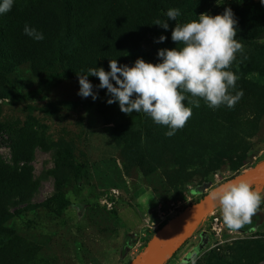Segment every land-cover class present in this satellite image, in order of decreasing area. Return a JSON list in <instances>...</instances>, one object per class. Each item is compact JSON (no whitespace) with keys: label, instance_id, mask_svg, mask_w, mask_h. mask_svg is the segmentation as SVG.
<instances>
[{"label":"rangeland","instance_id":"rangeland-1","mask_svg":"<svg viewBox=\"0 0 264 264\" xmlns=\"http://www.w3.org/2000/svg\"><path fill=\"white\" fill-rule=\"evenodd\" d=\"M132 14L145 12L144 0H123ZM203 13L216 14V7H231L237 20L246 26L256 22L250 39L237 53L233 67L243 68L244 75L261 84L264 69V3L261 0H208ZM219 3V4H218ZM215 9V10H214ZM252 21H255L252 23ZM156 42L145 35L140 46L150 50ZM246 57V59H245ZM255 58L259 64H254ZM259 67V68H257ZM37 79L28 64H21L9 74V82L0 78V162L30 172L29 198L8 205L12 215L2 222L15 239L0 252V264H130L141 254L159 224L173 219L189 208L196 199L234 174L250 169L264 160V116L243 117L248 104L238 106L242 114L241 136L247 157L237 171L231 169L234 159H218L216 170L208 177H192L181 185H169L160 169L144 174L137 167L122 163L119 147L104 130V117L92 103V97L78 95L77 79H61L35 93ZM59 101L75 102L77 108H61L56 114H45L36 106ZM21 140L30 153L28 161L16 160L12 146ZM45 142L47 147L41 145ZM67 150L71 159L56 168L58 152ZM75 162L82 163V175L76 180ZM196 167L191 166L189 171ZM65 188L69 205L58 209L54 203H43L55 193V174ZM264 196V185L251 186ZM25 212L13 213L15 206ZM258 218V219H257ZM251 229L230 232L223 224L216 206L196 222L162 264H181L195 249V264H264V203L260 205ZM30 253L27 256L26 250ZM191 264V261H189Z\"/></svg>","mask_w":264,"mask_h":264},{"label":"trees","instance_id":"trees-1","mask_svg":"<svg viewBox=\"0 0 264 264\" xmlns=\"http://www.w3.org/2000/svg\"><path fill=\"white\" fill-rule=\"evenodd\" d=\"M144 3L145 12L132 14L128 9L129 3L123 0H14L11 10L0 14V78L9 82V74L15 67L28 64L37 79L34 92L40 93L61 79L78 80V75H86L89 68L102 67L109 71V60L116 59L121 66H132L137 58L158 63V49L179 47L171 39L175 24L198 19L209 5L208 0H144ZM224 7V4L217 6L216 14H223ZM169 8L180 10L181 15L176 21L167 18ZM234 18L237 21L236 39L248 46L246 41L250 39L252 29L256 30V22L252 21L255 23L251 27L246 26L247 19L237 20L235 15ZM158 19L166 20L168 29L153 24ZM25 24L43 33V40L37 41L25 35ZM145 35L156 42L147 51L140 46ZM161 35L166 39L157 42ZM255 59L253 63L259 64V59ZM261 64L264 66V62ZM229 70L238 77L235 89H230V92L243 93L238 102L231 108L222 105L212 109L201 99L200 106L195 107L189 101L198 98L185 93L184 104L192 108V116L171 137L165 135L169 131L167 126L155 123L147 114H125L120 111L118 102L108 104L106 101L110 94L106 89L99 88L98 77L89 75L88 80L97 93V99H92V103L102 113L104 130L119 147L123 165L137 167L144 174L160 169L166 182L173 187L198 176L205 183L197 188L198 191L207 186L208 177L216 170L218 159L233 158L231 169L237 171L247 157L240 139L245 135L240 118L242 114L251 118L264 116V74L262 83L253 86L244 75L243 68L237 70L232 66ZM244 104L248 107L242 114H237L235 110ZM36 107L45 114L53 115L61 108L75 109L77 104L59 101ZM5 127L0 124V132L6 131ZM40 143L47 147L45 142ZM12 146L16 160H30L31 155L21 140L18 139ZM68 159L71 155L67 150L59 151L56 168L66 164ZM192 165L196 168L189 171ZM82 168L80 162L73 165L76 180L81 179ZM29 180L27 167L17 170L0 162V252L15 239L12 230L2 225L12 215L8 205L11 200L22 202L29 198ZM250 185L254 186V183ZM54 187L55 193L43 203H54L58 209L67 207L70 202L65 197V188L57 173ZM26 207L29 206H15L13 213L25 212ZM214 207L215 204L211 209ZM164 223L159 224L157 229ZM253 227L252 223L241 230ZM26 253L28 256L30 250L27 249Z\"/></svg>","mask_w":264,"mask_h":264},{"label":"clouds","instance_id":"clouds-1","mask_svg":"<svg viewBox=\"0 0 264 264\" xmlns=\"http://www.w3.org/2000/svg\"><path fill=\"white\" fill-rule=\"evenodd\" d=\"M13 2L0 0V14L9 12ZM180 15L178 8H169L166 12L170 20L176 21ZM153 24L165 30L169 27L166 20L158 19ZM236 24L232 10L227 7L223 14L201 13L196 20L175 24L171 39L179 47L158 49L160 62L137 58L132 66H121L115 59L109 60V71L102 67L89 68L86 75H78V95L97 99L88 76L98 77L99 88L110 94L108 104L118 102L120 111L125 114H147L155 123L167 126L169 131L165 135L171 137L192 116V108L184 104L185 93L198 98L191 99V105L199 107L202 99L212 109L222 105L231 108L243 95L242 91L230 92L235 89L238 77L229 69L237 53L244 50L236 39ZM23 32L37 41L44 38L43 33L28 24ZM165 39L161 35L157 42ZM209 199L219 208L223 224L230 232L249 224L264 203V196L243 179L218 185L209 193ZM187 256L181 264H189V261L195 264L198 252L193 249Z\"/></svg>","mask_w":264,"mask_h":264},{"label":"water","instance_id":"water-1","mask_svg":"<svg viewBox=\"0 0 264 264\" xmlns=\"http://www.w3.org/2000/svg\"><path fill=\"white\" fill-rule=\"evenodd\" d=\"M235 179H243L255 186L264 184V160L257 162L250 169L238 172L212 187L189 208L162 224L147 241L143 251L130 264H162L176 249L193 226L214 204L209 199V193L218 185ZM171 248V253L168 249Z\"/></svg>","mask_w":264,"mask_h":264},{"label":"flooded vegetation","instance_id":"flooded-vegetation-1","mask_svg":"<svg viewBox=\"0 0 264 264\" xmlns=\"http://www.w3.org/2000/svg\"><path fill=\"white\" fill-rule=\"evenodd\" d=\"M257 214V213H256ZM256 214L252 217V220H251V222L249 223V224H254V226L258 223V221L257 220H255V217H256ZM258 219V218H257ZM249 224H246L245 226H247V225H249Z\"/></svg>","mask_w":264,"mask_h":264},{"label":"bare ground","instance_id":"bare-ground-1","mask_svg":"<svg viewBox=\"0 0 264 264\" xmlns=\"http://www.w3.org/2000/svg\"><path fill=\"white\" fill-rule=\"evenodd\" d=\"M171 250H172L171 248L168 249V253H169V254L171 253Z\"/></svg>","mask_w":264,"mask_h":264}]
</instances>
